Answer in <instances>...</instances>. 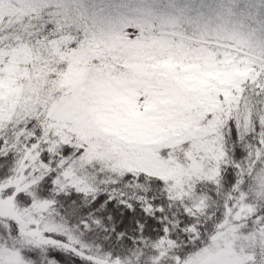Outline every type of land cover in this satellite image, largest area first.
<instances>
[{"label": "snow or ice", "instance_id": "snow-or-ice-1", "mask_svg": "<svg viewBox=\"0 0 264 264\" xmlns=\"http://www.w3.org/2000/svg\"><path fill=\"white\" fill-rule=\"evenodd\" d=\"M0 264H264V0H0Z\"/></svg>", "mask_w": 264, "mask_h": 264}]
</instances>
